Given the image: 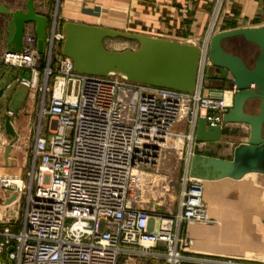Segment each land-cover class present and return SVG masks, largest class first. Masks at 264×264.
Returning <instances> with one entry per match:
<instances>
[{
	"label": "built area",
	"instance_id": "2783aa9c",
	"mask_svg": "<svg viewBox=\"0 0 264 264\" xmlns=\"http://www.w3.org/2000/svg\"><path fill=\"white\" fill-rule=\"evenodd\" d=\"M57 25L55 13L44 55L35 28L26 27L21 51L0 59V66L30 72L20 83L41 94L27 181L0 178V207L25 200L22 224L15 216L0 218V264H121L152 250L168 264H254L192 256L193 241L183 234L184 226L210 223L204 181L189 174L192 156L204 145L195 141L198 121L224 129L236 94H218L207 84L211 35L201 48L197 88L186 94L77 73L57 51L65 38ZM179 124L191 137L179 210L155 213L143 206L145 183L137 174L159 165L165 140L180 137Z\"/></svg>",
	"mask_w": 264,
	"mask_h": 264
},
{
	"label": "water",
	"instance_id": "95a60500",
	"mask_svg": "<svg viewBox=\"0 0 264 264\" xmlns=\"http://www.w3.org/2000/svg\"><path fill=\"white\" fill-rule=\"evenodd\" d=\"M0 15L12 17L14 35L11 44L16 52L21 51L26 27L32 24L38 52L45 54L48 19L38 14L36 0H27L24 10L15 11L0 3ZM63 33L62 54L73 61L79 74L118 76L131 83L186 94H192L197 88L201 49L196 45L76 23L65 24ZM234 38H243L258 47L259 55L253 68H248L241 57L224 49V41ZM117 39L136 42L139 48L110 51L105 47L107 40ZM209 59L212 68L217 70L215 79L223 85L212 88L218 94L222 90H236L233 108L224 116V126L245 125L250 128V133L246 142L234 148L230 160L193 155L189 174L201 181H240L250 174L264 176V25L216 33L210 41ZM251 101H259L257 114L246 111ZM5 131L16 136L9 115L5 116ZM222 135L223 128L209 127L205 119H199L195 134L197 144L221 143ZM14 143L6 148V160Z\"/></svg>",
	"mask_w": 264,
	"mask_h": 264
},
{
	"label": "crops",
	"instance_id": "0c3cea01",
	"mask_svg": "<svg viewBox=\"0 0 264 264\" xmlns=\"http://www.w3.org/2000/svg\"><path fill=\"white\" fill-rule=\"evenodd\" d=\"M219 0H36V10L38 14L48 19V33L50 35L54 20V13H57V32L63 33L67 23L83 24L87 26L100 27L109 30L142 34L153 38L166 39L187 43L182 38H173L163 35L161 32H172V28L178 30L183 28L185 22H206L211 20L214 8ZM27 0H17L15 7L9 5L7 1L0 0L10 10H24ZM242 6V18L254 21L253 25H245L242 28H255L263 26L260 20L255 18L262 10L264 4L262 0H234ZM185 12V13H184ZM184 14V15H183ZM186 14V15H185ZM166 23V24H165ZM203 24V23H202ZM198 37L203 32L204 24ZM168 26V27H167ZM28 29L34 28L29 24ZM185 32V29L180 30ZM14 35L12 17L0 15V59L4 52L15 51L11 40ZM244 43H247L243 38ZM249 44V43H247ZM252 45V44H249ZM126 50V49H124ZM115 50V51H124ZM242 58V57H241ZM243 59V58H242ZM244 60V59H243ZM24 73V74H23ZM26 75L29 78H26ZM31 78L30 72L25 70H15L0 66V164L4 171L0 178L18 177L10 173L9 168L15 163L16 145L27 132V126L32 124L33 118V95L31 90L22 85L20 80ZM24 86L29 89L28 96L24 101H14L9 98L5 103L3 96L10 91L14 85ZM210 85V83H209ZM4 86V89H2ZM20 102V104H19ZM251 101L249 103H252ZM11 116V123L16 132V136L7 134L5 131V116ZM243 125H228L223 129V142L207 143L199 146L197 154L203 156L218 157L230 160L233 157L234 148L248 139L244 137L245 132L240 136L233 133L234 129ZM36 130V129H35ZM34 134V133H33ZM25 136H27L25 134ZM26 138V137H25ZM13 144L9 159L6 160V148ZM227 145V146H225ZM229 148L227 149L226 147ZM232 155H231V154ZM231 155V156H230ZM23 173V171H21ZM10 174V175H6ZM252 175V174H250ZM229 187L233 189L256 190L264 193V181L261 183L248 180L234 181L224 179L220 181L204 182V199L209 205L208 213H214L218 221L216 227H202L196 225L185 226L188 235L194 240L192 256L195 257H216V258H248L250 255H258L264 251V206L257 204H234L231 209L223 210L219 213L213 210L221 192ZM211 217V216H210ZM213 217V218H214ZM262 240V241H261ZM260 257V255H258ZM241 260V259H240ZM246 262H251L243 259Z\"/></svg>",
	"mask_w": 264,
	"mask_h": 264
},
{
	"label": "rangeland",
	"instance_id": "374dc122",
	"mask_svg": "<svg viewBox=\"0 0 264 264\" xmlns=\"http://www.w3.org/2000/svg\"><path fill=\"white\" fill-rule=\"evenodd\" d=\"M7 1L9 5L15 7L17 0H2ZM263 4H264V0ZM185 13V12H184ZM55 15V13H54ZM184 15V14H183ZM186 15V14H185ZM260 20L259 23H264V6L259 14L255 16ZM255 20L252 22L254 23ZM251 21L242 18V6L238 5V3L234 2V0H219L216 4L211 20L206 22H185L186 24L181 26V29H185V32H180V30L176 28H172V32H161L163 35H168L173 38H182L185 41H188V44L196 45L200 49L204 46L208 37L211 35L212 37L219 32L233 30L242 28L245 25L252 26L253 23ZM256 22V21H255ZM204 24V28H202L203 34L198 37L199 31L201 30V24ZM166 24V23H165ZM202 24V25H203ZM168 27V26H167ZM200 29V30H199ZM210 39V41H211ZM105 47L110 51L115 50H137L139 48V44L136 42H129L123 39L117 40H107L105 42ZM210 47V43H209ZM224 49L233 55L242 57L244 62L249 68H253L255 64L256 57L259 55V49L256 46L249 45L241 41V39H230L226 40L223 43ZM61 44L58 46L57 51H61ZM43 60L44 64L46 61V57ZM24 74V73H23ZM26 78H29L26 75ZM217 70L213 68H209L207 71V84L211 83V87H222L223 85L215 79L217 77ZM42 78H40L39 85L41 84ZM4 89V86H2ZM29 89L24 86L14 85V87L7 92L3 96V100L6 103L9 98H12L16 103L17 101H24L28 96ZM31 94L33 95V118L32 124L27 126V132H23L24 136L21 137V141L16 145V154L15 163L11 168H9L10 172L12 170H16V173H10L11 175H17L19 179H23L25 182L27 181V173L31 170L32 166V147H33V133L38 125V117H39V109H40V100L41 94L38 91L31 90ZM20 101V102H21ZM19 102V104H20ZM246 111L250 114H257L259 112V101H254L252 103H248L246 106ZM47 122L44 121V130H46ZM176 132L179 134H183L185 136L189 135V130L183 125L179 124L176 126ZM245 132L244 137L249 138L250 128L248 126L243 125V127H238V129H234L233 133L236 136L242 135ZM25 134L27 136H25ZM26 137V138H25ZM227 146V145H225ZM227 149L229 148L226 147ZM189 153V141L185 137H169L165 140L164 151L161 156V160L159 165L156 168H151L146 170L147 181L144 184L142 191V202L144 207H148L154 210L155 213L162 212L166 215L176 214L179 210V203L181 200L182 190H183V179L187 172V157ZM231 154V153H230ZM232 155V154H231ZM230 155V156H231ZM232 158V156H231ZM0 164V173L4 171ZM23 171V173L21 172ZM6 174V175H10ZM1 175V174H0ZM244 180H248L251 182L261 183L264 181V176L258 174L248 175L244 178ZM173 182V183H170ZM204 184V183H203ZM175 185V186H174ZM166 186L170 188V191L165 193L163 191V187ZM259 189L256 190H244L241 191L239 189H233V187H229L226 190L221 192V195L218 199L217 206L213 207V210L218 212L220 209H231L234 204L248 203V204H257L258 206H264V193ZM152 201V202H151ZM204 205L206 208V212L208 215V219L210 223L208 224H192L196 226L202 227H216L218 226L217 219L210 213H208L209 205L204 199ZM25 210V200L23 199L20 206H13L8 208L7 210L4 207H0V218L5 216L16 217L18 226L22 224L23 221V213ZM223 210H220V212ZM211 216V217H210ZM214 217V218H213ZM218 220V221H217ZM183 234H188L185 230V226L183 228ZM190 237V236H189ZM191 238V237H190ZM191 247V254L193 253L194 248V240ZM262 241V240H261ZM264 245V240H263ZM162 255L159 250L148 251L145 255H138L136 257L125 258L122 260L121 264H168V262L160 257ZM260 255V257L258 256ZM256 255H250L252 257L248 258H239L233 259L244 261L252 260L250 263L254 264H264V251ZM224 258V257H222ZM241 259V260H240Z\"/></svg>",
	"mask_w": 264,
	"mask_h": 264
},
{
	"label": "bare ground",
	"instance_id": "6f19581e",
	"mask_svg": "<svg viewBox=\"0 0 264 264\" xmlns=\"http://www.w3.org/2000/svg\"><path fill=\"white\" fill-rule=\"evenodd\" d=\"M229 98H231V93H229V92H227L226 93V100L227 99H229ZM180 135V137H185V138H187V139H189L190 140V142H191V137L190 136H185V135H183V134H179ZM192 147V144L190 145V148ZM137 176L139 177V179L141 180V181H143L144 183H146V181H147V174L146 173H143V172H141V173H138L137 174ZM205 182V181H204ZM16 184H18V185H22V182L21 181H16ZM203 200H204V193H203ZM152 202V201H151Z\"/></svg>",
	"mask_w": 264,
	"mask_h": 264
},
{
	"label": "flooded vegetation",
	"instance_id": "af4514ba",
	"mask_svg": "<svg viewBox=\"0 0 264 264\" xmlns=\"http://www.w3.org/2000/svg\"><path fill=\"white\" fill-rule=\"evenodd\" d=\"M253 46H255V45H253ZM257 47V46H256ZM258 48V47H257ZM256 59H257V57H256ZM256 61V60H255ZM255 65V64H254ZM248 67V66H247ZM249 68V67H248Z\"/></svg>",
	"mask_w": 264,
	"mask_h": 264
}]
</instances>
